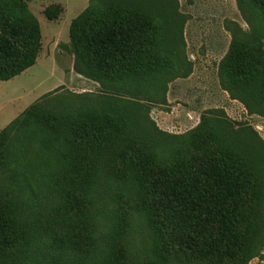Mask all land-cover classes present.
Instances as JSON below:
<instances>
[{"label": "rangeland", "instance_id": "374dc122", "mask_svg": "<svg viewBox=\"0 0 264 264\" xmlns=\"http://www.w3.org/2000/svg\"><path fill=\"white\" fill-rule=\"evenodd\" d=\"M22 1L39 23L41 54L34 66L0 81V130L40 103L45 112L71 118L119 115L124 133L98 152L75 143L63 148L76 172L67 161L55 171L46 158L32 159L29 170L20 164L15 174L0 172V200L22 230L20 263L111 264L106 237L118 206L126 221L122 264H143L144 217L119 179L126 171L122 154L134 144L156 163L199 157L205 142H225L264 186V11L252 0H172L143 8L177 72L157 82L137 79L123 91L73 70L70 25L89 0ZM50 6L60 8L53 21L43 15ZM246 264H264V246Z\"/></svg>", "mask_w": 264, "mask_h": 264}, {"label": "trees", "instance_id": "16d2710c", "mask_svg": "<svg viewBox=\"0 0 264 264\" xmlns=\"http://www.w3.org/2000/svg\"><path fill=\"white\" fill-rule=\"evenodd\" d=\"M89 1L69 30L77 74L123 91L137 79L157 82L177 72L173 57L168 59L162 47L163 34L142 13L145 7L170 5L172 0ZM252 1L264 11V0ZM43 15L53 21L60 8L50 6ZM40 49L39 23L25 3L0 0V81L34 66ZM117 116L90 112L71 118L45 112L34 103L0 130V172L15 174L20 164L29 170L36 158L54 162L55 171L67 161L76 172L62 149L75 143L100 151L124 133V120ZM204 144L199 157L187 154L169 162L155 163L145 153L139 155L135 144L122 154L126 171L118 177L144 217L143 264H246L261 252L264 186L253 180L252 170L228 144ZM120 209L114 206L106 237L105 256L111 264L123 261L119 242L126 221ZM21 233L9 203L0 200V261L9 259L4 264H23L17 259Z\"/></svg>", "mask_w": 264, "mask_h": 264}, {"label": "crops", "instance_id": "0c3cea01", "mask_svg": "<svg viewBox=\"0 0 264 264\" xmlns=\"http://www.w3.org/2000/svg\"><path fill=\"white\" fill-rule=\"evenodd\" d=\"M40 54H41V49H40V51H39L38 57L40 56ZM38 57H37V58H38Z\"/></svg>", "mask_w": 264, "mask_h": 264}]
</instances>
